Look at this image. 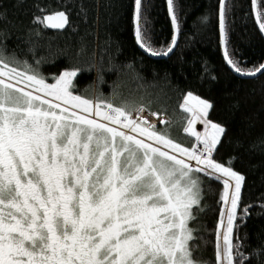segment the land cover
Wrapping results in <instances>:
<instances>
[{
	"label": "snow or ice",
	"instance_id": "obj_1",
	"mask_svg": "<svg viewBox=\"0 0 264 264\" xmlns=\"http://www.w3.org/2000/svg\"><path fill=\"white\" fill-rule=\"evenodd\" d=\"M134 2L137 44L168 55L176 36L166 50H154L144 37L141 0ZM167 4L178 30L173 0ZM225 12L220 0L222 44ZM34 23L62 30L69 17L55 11ZM259 28L264 33V22ZM224 58L237 73L264 70L241 68L227 48ZM82 71L91 67H69L49 83L26 60L0 54V264H198L190 222L202 210L201 173L223 184L216 262L245 264L243 246L233 243L245 177L214 159L226 130L208 119L211 103L191 92L184 97L180 108L191 114L184 132L196 144L183 147L143 117V106L74 95Z\"/></svg>",
	"mask_w": 264,
	"mask_h": 264
},
{
	"label": "trees",
	"instance_id": "obj_2",
	"mask_svg": "<svg viewBox=\"0 0 264 264\" xmlns=\"http://www.w3.org/2000/svg\"><path fill=\"white\" fill-rule=\"evenodd\" d=\"M141 3L146 42L156 51L166 50L175 35L167 0ZM173 4L179 31L176 49L170 57L157 59L136 42L134 0H0V54L26 60L49 83L69 67H91L74 78V95L95 100L103 94L116 106H143L149 113L167 116L171 122L159 125L157 120L156 130L183 147L196 142L184 132L191 116L180 108L184 97L191 92L211 103L208 119L226 130L214 159L245 177L233 243L243 246L245 264H264V74L247 79L227 64L220 0H173ZM225 6V42L232 58L245 70L264 65V36L253 0H226ZM257 10L264 22V0H257ZM55 11L67 13L65 31H49L34 23L36 17ZM110 68L114 70L107 71ZM199 175L203 199L202 210L195 211L191 221L196 237L191 242L192 258L198 264H217L223 184Z\"/></svg>",
	"mask_w": 264,
	"mask_h": 264
},
{
	"label": "water",
	"instance_id": "obj_3",
	"mask_svg": "<svg viewBox=\"0 0 264 264\" xmlns=\"http://www.w3.org/2000/svg\"><path fill=\"white\" fill-rule=\"evenodd\" d=\"M142 1V0H141ZM226 2V0H224V3ZM253 8H254V15H255V18H256V22H257V24H258V27H259V23H260V20H259V15H258V10H257V0H253ZM68 25H69V23L65 26V28L64 29H62V30H56V29H49V28H46L47 30H49V31H53V32H63V31H65L66 29H67V27H68ZM260 29V28H259ZM175 30V36H176V41H178V33H179V31L178 30H176V29H174ZM261 31V30H260ZM262 33V32H261ZM263 34V36H264V33H262ZM176 44H177V42H176ZM141 48V47H140ZM225 48H226V42L223 44V52L225 51ZM142 49V48H141ZM175 49H176V45H175V47L173 48V51L172 52H170V53H168V55H156V56H153V55H151L150 53H148V52H146V51H144L143 49V51L146 53V54H148V55H150L151 57H153V58H157V59H164V58H168V57H170L173 53H174V51H175ZM227 62V61H226ZM228 64V63H227ZM229 65V64H228ZM229 67L231 68V70L235 73V74H238L239 76H242V77H244V78H247V79H250V78H255V77H257V76H260L263 72H264V70H261V71H257V72H255L253 75H245V74H241V73H237L230 65H229Z\"/></svg>",
	"mask_w": 264,
	"mask_h": 264
},
{
	"label": "rangeland",
	"instance_id": "obj_4",
	"mask_svg": "<svg viewBox=\"0 0 264 264\" xmlns=\"http://www.w3.org/2000/svg\"><path fill=\"white\" fill-rule=\"evenodd\" d=\"M10 83H13V84H15L16 82H15V80H12V81H9ZM18 87H24V85H23V83H21V84H19V85H17ZM32 89H30V88H28V89H26V91H31ZM49 99H51V98H49ZM53 102H56V101H53ZM56 103H58V102H56ZM58 111V110H57ZM77 111H79V110H77ZM144 113L145 112H143L142 113V115H144ZM152 118V117H151ZM149 118L148 120H149V122H152V123H156L157 122V120H159L160 119V116H158V117H156V118ZM97 119H99V118H97ZM101 122H105V123H107L106 121H101ZM197 125H199L200 123H196ZM110 126H112V125H110ZM200 129V127H198V130ZM125 131H127V130H125ZM131 134H133V135H137V138H139V139H145V141L146 142H151V141H147V139L145 138V137H140L138 134H135V133H131ZM190 227H191V222H190ZM222 228H221V232H222ZM222 242V241H221Z\"/></svg>",
	"mask_w": 264,
	"mask_h": 264
},
{
	"label": "built area",
	"instance_id": "obj_5",
	"mask_svg": "<svg viewBox=\"0 0 264 264\" xmlns=\"http://www.w3.org/2000/svg\"><path fill=\"white\" fill-rule=\"evenodd\" d=\"M144 112H145V111H144ZM143 116H145V117H146V116H148V117H154V118L157 117V116H152V115H150L148 112H145ZM160 118H163V120H164L165 122H168V123L171 122V119L168 118V117H164V116H163V117H160ZM145 119H146V118H145ZM146 120H147V119H146ZM198 127H200L199 130H198ZM195 129H196L197 131H200V132H203V130H204L202 124L196 125V126H195ZM195 144H196V142H195ZM195 144H194V145H195ZM192 164L195 165V162L193 161Z\"/></svg>",
	"mask_w": 264,
	"mask_h": 264
},
{
	"label": "bare ground",
	"instance_id": "obj_6",
	"mask_svg": "<svg viewBox=\"0 0 264 264\" xmlns=\"http://www.w3.org/2000/svg\"><path fill=\"white\" fill-rule=\"evenodd\" d=\"M143 117L146 118L147 120H148L149 118H151V117H148V116H146V117L143 116ZM152 118H154V117H152ZM152 118H151V119H152ZM149 120H150V119H149ZM149 120H148V121H149Z\"/></svg>",
	"mask_w": 264,
	"mask_h": 264
}]
</instances>
